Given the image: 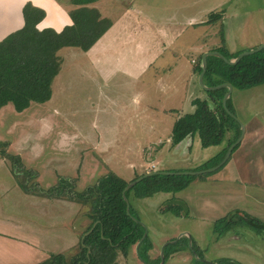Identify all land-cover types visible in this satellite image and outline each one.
Returning a JSON list of instances; mask_svg holds the SVG:
<instances>
[{
	"label": "rangeland",
	"instance_id": "rangeland-1",
	"mask_svg": "<svg viewBox=\"0 0 264 264\" xmlns=\"http://www.w3.org/2000/svg\"><path fill=\"white\" fill-rule=\"evenodd\" d=\"M214 1L218 4L221 0H200V4L212 9ZM222 1L220 10L235 14L229 19V23L237 29L236 35L229 40L227 51L236 54L264 45V0ZM224 15L227 13L222 15L223 18ZM133 16L130 12L121 13L119 26L117 25L111 35L102 38L89 52L77 48L60 51L62 71L53 85L51 101L39 110L33 107L19 115L7 113L9 117L10 114L14 115L8 118L13 122L8 129L4 127L5 125L1 127L0 142L8 144V150L11 145L10 129H14L16 135L23 137L25 132L30 131L42 136V138L36 136L35 141L46 148L47 158H54L56 153L64 164L71 165L76 160L70 158L71 154L80 149V158L84 155L85 160H88L96 155L129 184L132 179L148 174L149 167L154 173L193 172L220 155L227 145L226 142L221 146L204 148L198 136L193 137L191 143L185 144L183 148H173L170 121L173 119L174 123L179 117L194 112L187 104L188 97L184 98V93L177 91L184 84L188 85V88L190 84L193 85L192 98L208 99L207 92L199 85V75L194 71L193 65L198 64V59L194 64L192 59L201 55L203 47L208 49V46L218 43L219 38L222 39L226 34L223 31L219 33L220 37L216 36L215 34L220 31L218 26L181 30L170 26H158L156 21H151L147 17ZM170 30L180 34L186 33L182 42L172 41ZM185 40L188 42H184ZM259 44L261 45L258 46ZM171 50L178 54L169 55ZM179 54V58L174 61V57L177 58ZM161 55L163 59L159 58ZM152 66L173 70L161 75L166 81L168 87L166 90L169 91L165 90L163 94L164 96L168 94L169 97H163L159 102L157 94L163 91L157 92V87L149 85L152 83L151 71L143 74V83L140 81L141 72L146 67L151 69ZM172 89L174 99L170 93ZM241 94L240 110L235 111L237 119L245 127L252 115H259L264 126V86ZM172 101L173 111H170L171 108L167 107H172ZM161 107H164L165 111ZM49 109L57 113L58 119L46 115L45 111ZM161 118L165 121L163 127L159 126ZM16 142L19 144L22 141ZM60 148L63 149L62 152ZM20 159L24 169L32 172L29 186L35 185L39 188L37 170L27 168L21 157ZM60 178L67 177L60 176L56 185ZM69 180L76 190L78 179L74 177ZM202 182V179L198 178L184 191L169 194L176 200L184 199L191 215L180 223L185 235L182 237L178 235L174 241L181 238L178 244L181 247L187 246V252L200 261L203 259L196 257L193 252L195 246L208 262L227 258L234 259L233 261L239 264H264V233L258 234L240 223L234 224L233 232L226 235H219L217 230L214 231L216 219L225 218L227 215L236 216L235 208L242 210L251 208L255 201L249 194L243 196L241 193L244 190L236 184L227 187V183L223 185L216 183L209 186L212 192ZM199 186L207 193L200 195ZM83 190L85 188L81 189ZM163 196L168 195H161L158 199ZM238 197L239 200H235ZM148 202L155 204V199L152 198ZM158 207H146L145 212L152 219L153 228L164 235L166 223H163L164 220L154 211ZM185 210L187 211V207ZM132 211L134 217L143 223L142 217L135 210ZM186 211L182 214L187 215ZM261 218L264 222V214ZM136 255V258L135 256L133 258L147 264L138 252ZM194 257L185 263L182 257L178 256L173 264H196ZM69 260L70 258H67V261ZM162 263L161 261L160 264Z\"/></svg>",
	"mask_w": 264,
	"mask_h": 264
},
{
	"label": "crops",
	"instance_id": "crops-1",
	"mask_svg": "<svg viewBox=\"0 0 264 264\" xmlns=\"http://www.w3.org/2000/svg\"><path fill=\"white\" fill-rule=\"evenodd\" d=\"M72 1L73 0H0V42L24 27L25 20L23 10L27 4H32L34 7L46 13L44 20L38 25L40 30L50 28L57 32H61L65 27L73 24L70 12L78 8V6L73 5ZM216 4V2L213 3L211 6L213 8L208 9L205 6H201L200 0H98L87 5V7L97 9L102 18L109 19L112 22L111 28L99 39V41L111 35L115 27L117 25L119 26L121 13L130 12L135 18L147 17L151 21H156L158 26H170L171 28H181V30L182 28L195 30L202 26L207 28L218 26L220 31L215 35H219L220 37L219 33H223L224 31L226 34V36H224L226 42L225 46L228 48L229 40H232V37L237 33L236 27H232L229 23V19L231 17L233 18L235 14H231L230 11L224 12L227 13V15H224V18L221 17L216 23L208 25L207 23L212 13H220L223 11L220 10L223 1L221 0L220 3ZM211 11L213 12L211 13ZM170 31L172 32V41H175V43L182 42V38L186 33L183 34L182 32V34H180V32L177 31ZM207 32L206 30L205 34H207ZM167 34H169V32H167ZM184 42H188V40ZM260 45L261 44L258 46ZM221 46L222 39L220 37L218 43L208 46V49L203 47L204 50L201 52L200 56ZM179 47H177V49ZM92 48L89 51H91ZM171 54L174 56L178 53H175V50H171L169 55ZM179 56L180 54L177 58L174 57V61L177 60ZM200 56L192 59V64H194L195 60L199 59ZM159 58L163 59L164 57L161 55ZM193 66L195 71L196 65ZM149 70L151 71L150 77L152 81L149 85L157 87V92L163 91L157 94L158 102L163 97H169L168 94L165 96L163 94L168 87L166 81L161 78V75H165L166 71L171 70V72H173V70L162 66H156L155 68L152 66L151 69L146 67V69L141 72V83H143V74ZM188 87V85L184 84V86H182L180 90L177 89V91L179 93L182 91L184 93V98L188 97L187 104L195 111L193 101L196 99L192 98L191 95V87L193 90V85L190 84V88ZM173 89L170 90L171 96L173 95ZM247 91L248 90H233L230 98L232 99V104L236 112L239 111L241 107V93ZM165 92L169 91L166 90ZM172 98L174 99L173 96ZM171 104L172 107L167 108H171L170 111H173V101ZM33 107L39 110L43 105L32 104L25 112L31 110ZM161 109L165 111L164 107H161ZM14 111L15 109L12 104H9L0 111V129L4 125V127L8 129V126L13 122L12 119V121H10L8 118L14 115L10 114L9 117L7 114L8 112L15 115L21 114ZM45 112L46 115H51V118L58 119V115L55 111L49 109ZM163 122L165 121L161 118L159 122L160 127H163ZM170 122L172 124L171 132H173L176 121L173 123L172 119ZM262 125L260 116L252 115L246 122V134L241 144L238 145V148L232 153L228 163L224 165L225 167L221 171H216V173L214 172L213 175L209 176L207 179L202 180V183L212 192L213 190L209 186H214L216 183L219 185L227 183V187L236 184L241 190H244L243 193H241L243 196L249 194L252 200L255 201L251 208L247 207V209L243 210L235 208L236 214H247L264 223L261 218L264 214V126ZM10 131L11 145L8 153L20 156L27 168L37 170L39 175L37 182L39 183L40 190H49L56 185L60 176H64L68 179L77 178L78 183L76 184V191L83 192L87 187L89 188L95 185L101 178L110 173H114L109 168L108 164L99 160L96 155L91 156L88 160H85L84 155H82L83 158H80V149L77 150L75 154H71L70 158L76 159L74 164L71 165H68V163L64 164L62 160L57 157L56 153L54 154V158L51 157L49 159L47 155L45 156L46 148L35 141L36 136L42 138L41 135L29 131V133L25 132L23 137L21 135H16L14 129H10ZM192 139V137H189L179 145L174 146L171 136V145L173 148L180 149L181 147L183 148L185 144L189 145ZM16 141L22 142L17 144ZM62 150L63 149L60 148V152H62ZM151 172H153L152 168L149 167L147 173ZM135 179H132L130 182H133ZM82 188H85V190L81 191ZM206 193V191L202 190V186H199V194L203 195ZM169 194L173 193H160L153 197L140 199L132 192L128 199L130 210H135V212L142 217L145 231L148 232L147 237L152 244V248L148 251L149 262H147V264H160L162 261L163 248L165 261H162V264H173L178 256H181L185 263L189 261L191 257H194L193 254L190 255L189 252H187V246L184 248L182 247L180 251L166 257V252L170 247L177 245V243L181 241V238H179L176 240L177 242H175V238H177L178 235L181 237L185 235L180 224L181 221L191 216L189 211L190 208L185 203V200H176ZM161 195L168 196H163L158 199ZM152 198L155 199V204L148 202ZM174 200L175 202L184 203L187 207V215L182 214L181 216H177L170 211L165 213L160 211L164 205H168L169 202H174ZM235 200H239V197ZM259 202L262 204H259ZM152 206L153 208L159 206L157 210L154 211L157 216L159 215L160 219L164 220L163 223H166L164 227L167 229L164 235H162V232L158 233V229L153 228L152 219L146 215L145 208ZM86 214H88V208L77 202L63 198H48L44 193H40L39 191H25L16 179L12 164L8 160L0 157V264H37L49 258L51 255L58 254H63L66 258L71 259L78 254L81 242L85 238V234L89 232L88 229L91 227L92 222L88 216L86 217ZM227 216H225V218ZM236 218H232V224L239 223V219ZM219 220L221 219L215 220L214 231H216V224ZM234 226L235 225H233V227ZM233 227L228 233L233 232ZM202 250L203 249H201V251ZM136 254L137 245L129 250L127 256L120 253L117 263L142 264L135 259L137 256ZM134 256L135 258H133ZM202 259L203 263L218 264L220 260L227 258L211 260L212 262L205 261L203 257ZM166 260L169 261L167 262Z\"/></svg>",
	"mask_w": 264,
	"mask_h": 264
},
{
	"label": "trees",
	"instance_id": "trees-1",
	"mask_svg": "<svg viewBox=\"0 0 264 264\" xmlns=\"http://www.w3.org/2000/svg\"><path fill=\"white\" fill-rule=\"evenodd\" d=\"M96 1L98 0H73L72 4L78 6L70 12L73 24L61 32L50 28L40 30L38 25L44 20L46 13L32 4L24 7V27L0 42V111L12 104L17 113H23L32 104L45 105L51 101L53 83L63 65L60 51L77 48L87 52L112 26V22L102 18L97 9L87 7ZM224 12L223 10L220 13H212L207 24L216 23ZM225 43L223 35L222 46L214 48L213 51L221 53L228 60H234L242 53L230 54ZM201 60L202 56L195 66L198 75L202 72ZM204 83L208 87L231 84L234 89L240 91L264 86V50L245 56L237 65H229L215 56L209 57ZM227 92V88L207 92V100H194L195 111L181 116L174 124L172 132L174 146L195 136L200 138L204 148L227 143L219 156L193 172L217 166L241 135L240 124L223 105V98ZM227 107L232 114H236L231 98L227 102ZM7 147L8 144L0 142V157L11 162L16 179L25 191H39L48 198H63L77 202L88 208L87 216L92 222L88 231L96 224L93 232L81 242L76 256L67 261L63 254L51 255L40 264H118L119 254L127 256L129 250L143 239L144 226L137 224L127 213V203L123 195L129 184L126 180L115 173H110L85 191L77 192L69 179L60 178L55 187L43 191L35 185L29 186L32 172L26 171L20 157L9 154ZM237 148L238 146L233 153ZM212 174L197 176L155 174L136 184L126 192V196L129 199L134 192L137 198L143 199L160 193H177L186 189L196 179L204 180ZM185 208L182 203L174 200L164 205L160 211L162 213L170 211L181 216L182 212L186 211ZM130 212L135 216L132 210ZM234 217L239 219L240 224L256 233L264 232V223L257 218L247 214H236L217 222L216 230L219 235H225L232 229L234 224L231 221ZM178 243L170 247L166 257L182 249L183 246ZM151 248L152 244L147 237L140 247V256L146 262H149L148 251ZM193 252L202 259L196 246ZM194 260L196 264H208L197 258ZM218 264L238 263L222 259Z\"/></svg>",
	"mask_w": 264,
	"mask_h": 264
},
{
	"label": "water",
	"instance_id": "water-1",
	"mask_svg": "<svg viewBox=\"0 0 264 264\" xmlns=\"http://www.w3.org/2000/svg\"><path fill=\"white\" fill-rule=\"evenodd\" d=\"M264 50V45L260 46L259 48L257 49H254V50H251V51H247V52H242L241 54H239V56L237 58H235L234 60H228L224 55H222L221 53L219 52H216V51H211V52H207L205 54H203L202 56V60H201V67H202V72L201 74L199 75V85L201 86V88L203 90H205L206 92H209V91H216V90H220V89H224V88H227L228 92L226 93V95L224 96L223 98V105H224V108L225 110L240 124L241 126V135L239 137V139L229 148V150L227 151V154L225 156V158L215 167H212V168H209L207 170H203V171H197V172H163V173H154V172H151V173H148L144 176H142L141 178L139 177V179L131 182L125 189L123 195H124V199H125V202L127 203V213L128 215L137 223V224H140L142 226H144L143 223H141L138 219H136L134 216H132L131 212H130V203H129V200L126 196V192L131 190L136 184L140 183L142 180H144L145 178L147 177H150V176H153L155 174H163V175H171V176H180V175H189V176H197V175H203V174H207V173H214L216 171H218L219 169H221L227 162L228 160L230 159L232 153H233V150L241 144L244 136H245V127L243 126V124L237 119L236 115L232 114L230 112V110L228 109L227 107V102L228 100L230 99L232 93H233V86L231 84H222L220 86H217V87H208L205 85L204 83V76L207 72V68H208V58L211 57V56H215L217 58H220L222 59L225 63L229 64V65H237L241 60L242 58H244L245 56H248V55H252V54H256L260 51ZM96 224L93 226V228L85 234L84 237L88 236L89 234H91L95 228ZM145 228V227H144ZM148 236V232L145 231V234H144V237L143 239L137 244V252L138 254L139 253V248L140 246L142 245V243L144 242V240L147 238ZM177 242V241H175ZM175 242H172V243H175ZM192 245V244H191ZM162 261H164V248L162 250Z\"/></svg>",
	"mask_w": 264,
	"mask_h": 264
}]
</instances>
